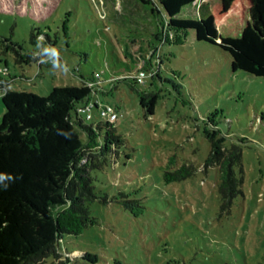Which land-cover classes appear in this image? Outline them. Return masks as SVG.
<instances>
[{
    "label": "rangeland",
    "instance_id": "rangeland-1",
    "mask_svg": "<svg viewBox=\"0 0 264 264\" xmlns=\"http://www.w3.org/2000/svg\"><path fill=\"white\" fill-rule=\"evenodd\" d=\"M218 1L195 0L177 17L199 18ZM144 6L0 0V96L1 85H10L46 97L52 86L91 83L96 72L111 83L124 72V60L135 73L156 55L161 59L158 74L143 85L94 88L102 92L100 103L117 113L104 118L120 140L117 154L91 171L95 223L79 236L65 235L58 241L61 256L40 264H264V78L232 71L229 54L196 41L192 31L182 44L158 43L154 5ZM32 31L48 39L32 43ZM40 48L52 63L36 53ZM139 92L158 95L152 115ZM2 111L0 98V120ZM91 114L87 124L102 120L96 109ZM232 145L241 149L242 193L222 208L217 166L207 158L213 148L226 152ZM171 156L176 164L168 166ZM182 163L195 173L165 183L164 171Z\"/></svg>",
    "mask_w": 264,
    "mask_h": 264
},
{
    "label": "trees",
    "instance_id": "trees-1",
    "mask_svg": "<svg viewBox=\"0 0 264 264\" xmlns=\"http://www.w3.org/2000/svg\"><path fill=\"white\" fill-rule=\"evenodd\" d=\"M136 1L144 8L154 5L149 12L156 15L158 43L182 44L187 32L192 31L196 41L227 52L232 71L264 78V0H219L202 9L196 19L177 17L195 0ZM160 13L165 15L161 22ZM42 37L48 39L32 31L30 41L35 43ZM36 53L44 55L42 48ZM121 63L124 72L119 79L108 83L109 78H100V82L110 87L117 81L136 84L125 77L133 74L129 63ZM103 86L98 85L105 90ZM1 87L0 264H40L49 257L55 260L61 256L58 241L65 235L79 236L95 223L88 206L98 198L91 171L101 167L107 154H117L120 140L110 121L100 115L96 102L90 114L96 109L102 120L86 123V113L81 109L102 93L87 85L52 86L46 97ZM138 95L141 107L152 115L158 95ZM207 162L217 166L222 208L229 207L242 193L241 149L232 145L226 152H215L213 148ZM173 164L175 156L168 159V166ZM195 171L193 165L182 163L165 170L163 180L181 181Z\"/></svg>",
    "mask_w": 264,
    "mask_h": 264
},
{
    "label": "built area",
    "instance_id": "built-area-1",
    "mask_svg": "<svg viewBox=\"0 0 264 264\" xmlns=\"http://www.w3.org/2000/svg\"><path fill=\"white\" fill-rule=\"evenodd\" d=\"M156 60L155 62H150L149 63V68L148 67H139L137 69V71L131 75H128V76H125V77H130L134 80V82L136 84H143L146 80L147 77H153L154 75H157L158 74V71H159V68H160V64H161V59H160V55H156L155 56ZM7 70V66H5L3 69H2V72ZM78 70V68H77ZM92 80L93 82L91 83H87L86 85L91 87L92 89H94L95 87H98V84L100 82V73H94L92 75ZM96 102L98 107L100 108V115L103 117V118H117V113L114 111V109H112V107H110L109 105H104L102 103L99 102V100L95 97V100H90L85 106L83 109H81V112L82 113H86V120H89L91 119V114H90V110L93 106V103ZM109 121V120H108Z\"/></svg>",
    "mask_w": 264,
    "mask_h": 264
},
{
    "label": "crops",
    "instance_id": "crops-1",
    "mask_svg": "<svg viewBox=\"0 0 264 264\" xmlns=\"http://www.w3.org/2000/svg\"><path fill=\"white\" fill-rule=\"evenodd\" d=\"M43 56H45V57H47L48 59H47V65H48V63H52L51 61V59H50V57H48L46 54H44ZM83 60H86V57H84V59ZM25 63H27V62H25ZM38 65V64H37ZM7 66V65H6ZM39 67L41 66V65H38ZM80 68V67H79ZM25 72V71H24ZM24 72H22V73H19V74H17V75H24ZM25 76V75H24ZM103 80H106V79H103ZM104 83V82H103ZM12 84V83H11ZM102 85H104V84H102ZM10 86V85H9ZM9 86H8V88H9ZM20 91V90H19Z\"/></svg>",
    "mask_w": 264,
    "mask_h": 264
}]
</instances>
